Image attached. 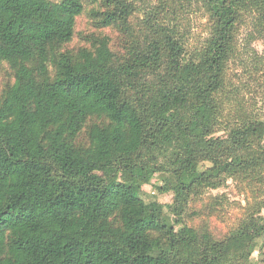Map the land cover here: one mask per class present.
<instances>
[{"label":"trees","instance_id":"obj_1","mask_svg":"<svg viewBox=\"0 0 264 264\" xmlns=\"http://www.w3.org/2000/svg\"><path fill=\"white\" fill-rule=\"evenodd\" d=\"M87 1L102 29L132 36L126 52L108 36L65 50ZM140 1L151 12L134 37L131 0H0V69L14 75L0 94V264H255L264 118L228 126L223 111L240 26L264 39V0ZM195 6L211 38L188 57L177 22ZM159 174L171 205L141 195ZM229 179L254 193L237 229L182 223L180 205Z\"/></svg>","mask_w":264,"mask_h":264},{"label":"rangeland","instance_id":"obj_2","mask_svg":"<svg viewBox=\"0 0 264 264\" xmlns=\"http://www.w3.org/2000/svg\"><path fill=\"white\" fill-rule=\"evenodd\" d=\"M60 2L62 0H51ZM137 6V12L131 19V35L138 37L147 31L148 6L140 0H131ZM149 5H155L156 0H146ZM105 9L96 3L87 1L84 13L78 17L73 40L66 45L65 50L78 51L89 48L92 40L108 36L113 49L126 52L132 36L118 28L102 29L100 19L95 15ZM151 12V11H150ZM181 17V14L179 15ZM253 21L249 20L240 26L236 54L227 67L228 100L233 102L226 106L223 118L228 126L234 124L240 111L257 114L264 118V39L257 37ZM178 29L185 36L186 52L188 57H195L211 38V25L208 15L195 6L191 11L184 13L177 22ZM14 75L4 65L0 69V94L6 86L13 84ZM211 113L210 116H213ZM220 129L215 136H226V129ZM86 133L80 137V142H86ZM100 172V178L105 177ZM164 178V177H163ZM162 176L157 175L153 181L142 188L141 195L147 203L171 205L174 202L173 192L168 190ZM253 190L242 183L229 179L225 185L217 189H207L200 196L191 198L187 205L182 207V223L190 227H208L216 238H224L238 228L251 209ZM169 214V212L166 210ZM264 215V212L262 213ZM174 220V216H171ZM255 264H264V238L260 239L252 254Z\"/></svg>","mask_w":264,"mask_h":264}]
</instances>
